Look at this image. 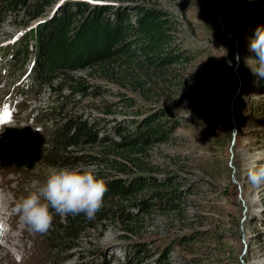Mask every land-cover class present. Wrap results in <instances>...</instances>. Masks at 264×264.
<instances>
[{"label":"rangeland","instance_id":"rangeland-1","mask_svg":"<svg viewBox=\"0 0 264 264\" xmlns=\"http://www.w3.org/2000/svg\"><path fill=\"white\" fill-rule=\"evenodd\" d=\"M143 2L170 13L171 47L181 59L168 68L151 69L143 91L133 88L129 78L107 80L88 69L74 71L105 91L80 98L72 110L91 117L102 114L110 120H101L106 126L115 120L130 126L149 112L167 109L163 119L175 128L166 141L148 148L146 161L152 169L146 174L159 181L168 178L179 195L176 206L167 216L154 210L150 217L137 218L134 232L125 237H120L125 233L120 222H107L101 234L87 229L78 239L81 252L71 248L61 264H75L79 258L89 262L96 246L110 264H124L123 252L134 243H145L142 247L151 255L140 264H157L162 250L169 251L172 264H264V184L253 185L248 179L251 163L264 164V86L253 72L255 63L246 61L256 59L248 43L256 27L264 26V0ZM33 23L22 11L12 10L1 20V67L8 69L10 60L1 44ZM23 69L0 73V113L7 110L10 117L0 124V208L8 213L6 219L0 217V264H41L31 251L32 230L12 209L32 190L33 181L42 184L56 168L41 162L34 129L51 121L41 117L45 121L40 124L37 108L46 110L50 100L58 101L57 94L53 98L42 87L26 97L17 95L21 89L13 90V83L25 78ZM104 102L112 103L111 113L100 110Z\"/></svg>","mask_w":264,"mask_h":264},{"label":"trees","instance_id":"trees-1","mask_svg":"<svg viewBox=\"0 0 264 264\" xmlns=\"http://www.w3.org/2000/svg\"><path fill=\"white\" fill-rule=\"evenodd\" d=\"M143 1L0 0V21L12 10L22 11L28 22H34L20 40L4 48L9 53L11 74L31 59L29 69L21 72L25 79L13 84V90L21 89L22 94L17 95L26 97L32 90L38 93L46 86L50 96L57 94L56 103L52 99L46 110L37 108L40 124L45 121L41 117L51 118L41 130L34 129V138L41 146V162L56 168L96 165L97 175L108 189L93 218L83 213L62 216L52 210L48 230L32 231L31 251L41 264H61L73 247L81 252L78 239L87 229L101 234L107 222H120L125 232L120 237H125L134 232L137 218L150 217L154 210L167 216L176 206L174 200L179 195L169 186L168 178L159 181L155 175L146 174L152 169L146 161L148 148L154 142L166 141L175 128L163 119L167 109L149 112L130 126L116 120L106 126L101 120H110L102 114L91 117L83 110H72L80 98L101 96L105 91L74 71L88 69L107 80L113 76L129 78L133 88L143 91L151 69H165L181 59L171 47L174 29L170 13ZM8 69L1 67L0 73ZM258 81L264 86V78ZM111 104L104 102L99 108L108 114ZM142 246L146 244L134 243L125 249L124 264H140L142 257L151 256ZM95 250L89 262L79 258L75 264H110L111 259L100 247ZM155 262L172 264L169 251H160Z\"/></svg>","mask_w":264,"mask_h":264},{"label":"clouds","instance_id":"clouds-1","mask_svg":"<svg viewBox=\"0 0 264 264\" xmlns=\"http://www.w3.org/2000/svg\"><path fill=\"white\" fill-rule=\"evenodd\" d=\"M248 50L255 53L253 71L264 78V26H257L249 39ZM3 132V130H0ZM96 165L81 167L52 168L41 184L33 181L32 190L15 203L12 212L19 214L21 220L37 233H44L50 227L55 213L62 216L83 213L93 218L102 207L107 192L105 182L97 175ZM248 179L253 185L264 184V164H250ZM7 210L0 208V217L6 219Z\"/></svg>","mask_w":264,"mask_h":264},{"label":"bare ground","instance_id":"bare-ground-1","mask_svg":"<svg viewBox=\"0 0 264 264\" xmlns=\"http://www.w3.org/2000/svg\"><path fill=\"white\" fill-rule=\"evenodd\" d=\"M6 16H7V14L5 15V20H6ZM29 26H30V25H28V26H24V28H22V29H24L22 33H20V34H19L18 36H16V37H14V34H13L12 36L8 37L7 40H6L4 43H2L1 45H4V44H6V43H8V42L14 41V40L18 39L19 37H21V35H23V34L28 30ZM1 110H3V109H0V111H1ZM4 114H5V113H4ZM4 114H3V113H0V116H2L0 119H2V118L4 117Z\"/></svg>","mask_w":264,"mask_h":264},{"label":"snow or ice","instance_id":"snow-or-ice-1","mask_svg":"<svg viewBox=\"0 0 264 264\" xmlns=\"http://www.w3.org/2000/svg\"><path fill=\"white\" fill-rule=\"evenodd\" d=\"M90 3H96L98 2V0H89ZM10 117H9V114L7 112V110H5V114H4V117L2 119H0V124H6L8 123Z\"/></svg>","mask_w":264,"mask_h":264}]
</instances>
